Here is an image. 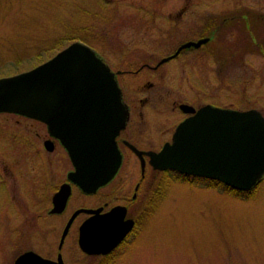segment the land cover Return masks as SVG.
<instances>
[{"label":"rangeland","instance_id":"rangeland-1","mask_svg":"<svg viewBox=\"0 0 264 264\" xmlns=\"http://www.w3.org/2000/svg\"><path fill=\"white\" fill-rule=\"evenodd\" d=\"M182 1L0 0V74L31 64L16 61L18 53L28 59L62 33L79 36L72 39L92 46L113 69L134 68L141 58L153 63L172 51L179 39L198 35L195 19L202 15L236 8L250 16L257 7L264 24V0H196L192 16L177 19L174 9ZM148 15H159L162 21L146 24ZM155 26L159 28H152ZM22 33L25 37L21 40ZM242 36L248 42L240 40L236 32H226L219 37L218 48L213 42L207 45L209 53L216 48L214 58L202 49H191L163 65L171 69L168 73L175 74L176 80L171 82V96L164 104L159 103L162 127L170 131L177 122V110L170 107V99L181 100L183 96L264 111V54L252 52L255 45L251 46L248 35ZM61 40L62 44L68 41ZM219 57L223 63L215 60ZM151 101L155 102L154 98ZM27 127L30 140H23L18 133ZM44 131L37 120L0 112V223L4 231L0 264H11L15 256L14 245L10 246L15 239L14 228L19 233V250L21 245L28 247L46 224L48 229L40 236L46 244L56 240L59 233L56 216L46 215L48 191L65 176L71 162L57 142L51 150L41 145ZM189 185L164 182L161 222L149 223L145 230V237L155 239L157 247H147L126 258L124 264H264V183L241 198L225 186L198 189ZM11 195L17 208L10 206ZM37 211L41 213L39 220L35 219ZM12 215L18 216L17 221ZM147 256H152L150 261Z\"/></svg>","mask_w":264,"mask_h":264},{"label":"water","instance_id":"water-1","mask_svg":"<svg viewBox=\"0 0 264 264\" xmlns=\"http://www.w3.org/2000/svg\"><path fill=\"white\" fill-rule=\"evenodd\" d=\"M180 106L193 110L188 104ZM0 111L45 123L72 164L66 177L84 191L104 183L118 165L115 135L124 126L127 108L114 71L83 41L73 40L27 69L1 75ZM44 146L51 150L52 141L45 139ZM149 154L155 167L209 174L233 188L249 189L264 171V116L255 108L205 103L177 123L170 142ZM67 192L68 184L63 183L52 194L51 211L62 206ZM90 222L80 227L81 245L90 241L84 238L92 234L88 230ZM67 227L65 224L60 240ZM13 264L63 262L28 249L19 253Z\"/></svg>","mask_w":264,"mask_h":264},{"label":"flooded vegetation","instance_id":"flooded-vegetation-1","mask_svg":"<svg viewBox=\"0 0 264 264\" xmlns=\"http://www.w3.org/2000/svg\"><path fill=\"white\" fill-rule=\"evenodd\" d=\"M195 1L183 0L174 9V17L179 19L185 17V14L187 17L192 16L197 7ZM193 5L196 6L192 9ZM260 11L256 7L251 10V15L249 16L246 10L235 8L224 13L202 15L195 19L198 31L196 34L198 35L179 39L172 51L158 56V59L153 60V63L141 58L142 60L134 68H111L114 71V76L120 89L121 100L127 108L124 126L115 135L116 145L120 153L116 169L104 183L98 185L92 191H84L66 177L67 172L72 168L70 163L71 167L64 172L65 176L48 191L50 205L46 215L53 214L56 216L54 219L60 225L57 239L52 238L51 244L48 245L40 237L48 229L46 224L43 232L38 230L36 232L37 235L33 234L35 238L38 236L35 239L36 242H34L35 240L32 242L31 239L28 247L21 245L19 250V233L17 234L14 228L12 233H14L15 239L10 244V246L14 245L15 247L14 258L19 253L29 249L51 260L60 258L63 264H124L126 258L141 253L147 247L148 249L157 247L155 239L145 237V230L150 228L149 225L151 223L156 222L155 225H157L158 222H161V201L164 182L166 183L170 180L178 181L187 185L190 184V187L198 189L211 186H226L224 181L216 179L209 174L183 172L170 167L159 168L153 166L150 162L149 153L158 151L164 143L170 142L172 132L177 123L192 114L199 106L209 103L220 107H230L209 102L208 100L193 101L190 97L186 98L184 96L181 100L172 98L170 99V107L173 105L176 108L179 118L170 131L162 127V109L159 103L164 104L171 96L169 94V90H173L170 88L172 86L171 82L174 83L176 80L175 74L168 73L171 69L163 67V65L168 61H172L177 55L191 49H202L214 58V50L216 48H213L209 53L206 51V46L211 45V42H213L218 48L219 37L223 34L225 36L226 32H236L239 37L241 36L240 40L244 38L246 42H248V39L242 35H248L251 39H249L251 46L255 45L254 50L251 49L252 52L264 54V24H261L263 18L259 14ZM148 17L144 21L146 24L152 22L160 24L162 21V17H159V15H148ZM238 24H241V27L238 28ZM188 28L190 29L191 27ZM201 38H205V40L198 42L197 45L188 44L181 46L185 42L197 41ZM224 45L226 47L227 43L224 42ZM243 52L245 51L243 50ZM243 52L239 53L242 54ZM152 59L154 58L150 60ZM215 60L223 63L221 57ZM154 92H157V94ZM151 98H154L155 102H152ZM180 104L191 105L193 110L186 111ZM247 108H255L264 116V111L257 107H240L238 109ZM0 112L3 113V111ZM18 115L36 120L22 114ZM39 122L43 125L46 133L40 139L41 145L46 149L44 140L47 138L52 141V147H54L56 142L61 145L56 137L48 133L45 123ZM25 130L26 133L20 132L18 135L23 140L25 138L30 140L28 127ZM208 171H211V169ZM0 174V177H2L1 171ZM260 182L264 183V171L254 186L244 190L238 189V197L249 195ZM63 183L68 184L65 200L58 210L51 211L52 194ZM10 201H12L10 206L17 208L13 195H11ZM28 205L29 207L32 205L34 207V204ZM39 209L40 206L38 211ZM13 210L17 214V210ZM38 211L35 213V219L37 220L41 216ZM12 217L17 221L18 216L12 215ZM87 220H91L88 230L92 234L84 237L90 241L81 245L79 243V231ZM65 224L68 227L60 240L61 231ZM2 226V223H0V231L2 229L0 238L4 232ZM14 258L11 264H13ZM147 258L150 261L152 256H147Z\"/></svg>","mask_w":264,"mask_h":264},{"label":"trees","instance_id":"trees-1","mask_svg":"<svg viewBox=\"0 0 264 264\" xmlns=\"http://www.w3.org/2000/svg\"><path fill=\"white\" fill-rule=\"evenodd\" d=\"M76 36H77V35H76ZM76 36H75V37H74L73 35H72V36H69V35H66L65 33H62V34H60L59 36H57L55 39L52 38V39H51V40H52V43L49 44V46H47V47L44 48V49H41V50L37 51V52H36L35 54H33V55H29V56H31V57L28 58V59H25V60H24L25 56L23 57V56H21V53H18V55L16 56V61H32V63H31V64L26 63L23 67H18V66H17V67H18L17 69H12L11 71L6 72L5 74H0V76H1V75L11 74V73H14V72L20 71V70H22V68L27 69V68L33 66L34 64H36V63H38V62H40V61L46 59V58L49 57L50 55H52L56 50H58L59 48L63 47V46H64L65 44H67L68 42L73 41L72 38L75 39ZM82 36H83V35H82ZM23 37H25V36H24L23 33H22L20 39L22 40ZM77 37H79V36H77ZM63 38H65V40L68 39V41L62 44V43H60V42H62L61 39H63ZM45 55H46V57L43 58V56H45ZM29 56H26V57H29ZM225 188H227V190H228L229 192H231V194H233V195H237V196H238V189L233 188V187H231V186H229V185H226Z\"/></svg>","mask_w":264,"mask_h":264},{"label":"bare ground","instance_id":"bare-ground-1","mask_svg":"<svg viewBox=\"0 0 264 264\" xmlns=\"http://www.w3.org/2000/svg\"><path fill=\"white\" fill-rule=\"evenodd\" d=\"M121 128H122V127H121ZM121 128H120V129H121ZM253 186H254V185H253Z\"/></svg>","mask_w":264,"mask_h":264}]
</instances>
